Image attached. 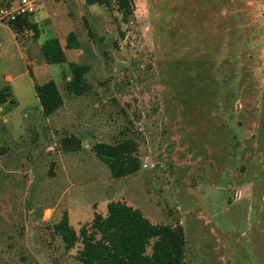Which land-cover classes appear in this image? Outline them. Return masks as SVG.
I'll return each instance as SVG.
<instances>
[{
	"label": "rangeland",
	"instance_id": "1",
	"mask_svg": "<svg viewBox=\"0 0 264 264\" xmlns=\"http://www.w3.org/2000/svg\"><path fill=\"white\" fill-rule=\"evenodd\" d=\"M49 2L42 39L80 42L66 62L0 27V264H84L55 225L74 210L79 230L106 200L179 220L184 264H264V0ZM71 62L89 65L82 94ZM51 78L64 104L45 115L34 84ZM125 138L139 162L114 178L93 146Z\"/></svg>",
	"mask_w": 264,
	"mask_h": 264
},
{
	"label": "trees",
	"instance_id": "2",
	"mask_svg": "<svg viewBox=\"0 0 264 264\" xmlns=\"http://www.w3.org/2000/svg\"><path fill=\"white\" fill-rule=\"evenodd\" d=\"M88 5L115 6L121 12H131V0H85ZM16 33L24 28L39 36L35 22L28 17L19 19L10 25ZM88 27V25H87ZM89 34L91 30L89 29ZM80 42L75 32L71 31L63 46L58 38H51L41 46L45 63H62L68 60L66 48H78ZM73 81L71 89L78 94L88 91L91 86L85 79L89 65L70 63ZM4 90H0V102L6 100ZM36 95L43 113L50 115L64 104L63 96L54 79L44 83H35ZM63 145L68 150H78L82 146L81 139L75 135L65 137ZM93 149L96 155L110 168L112 177L120 178L128 175L131 168L139 162L137 151L139 144L134 138L107 143L97 142ZM67 249H71L80 241L78 259L84 264H184L186 254V234L183 225L176 220L173 223L159 224L152 222L143 211L125 201L111 200L107 205V213H95L93 219L75 229L65 211L55 225Z\"/></svg>",
	"mask_w": 264,
	"mask_h": 264
},
{
	"label": "crops",
	"instance_id": "3",
	"mask_svg": "<svg viewBox=\"0 0 264 264\" xmlns=\"http://www.w3.org/2000/svg\"><path fill=\"white\" fill-rule=\"evenodd\" d=\"M18 0H14V1H11V0H5V2H13V3H16ZM57 5H55V3H51V2H45L43 3L42 5L39 6L37 12L35 13V15H33L32 17V21L35 22L38 26V29H39V36L37 37V40H36V45L37 47L39 48V50L41 51V46L42 44L51 39V38H58L56 36H52L50 38H47L46 40H43L42 39V35H43V25H47L49 26V28L51 27V29L56 26H54V24L52 23L53 19H54V16H56L55 14V11H54V8L56 7ZM2 26H9V25H2ZM53 26V27H52ZM1 27V26H0ZM11 27V26H10ZM59 39V38H58ZM60 40V39H59ZM61 44L64 46V42L62 40H60ZM66 42V41H65ZM27 65V64H26ZM34 87H35V84H34ZM111 200H106V202L104 203V206L103 207H96L95 209H93V217H94V214L97 212V213H101L102 215H105L107 213V205L108 203L110 202ZM135 207V206H134ZM73 213H74V210H68V214H69V219H70V223L71 225L75 228V226L72 224V217H73ZM93 219V218H92ZM155 223V222H154ZM76 229V228H75Z\"/></svg>",
	"mask_w": 264,
	"mask_h": 264
},
{
	"label": "built area",
	"instance_id": "4",
	"mask_svg": "<svg viewBox=\"0 0 264 264\" xmlns=\"http://www.w3.org/2000/svg\"><path fill=\"white\" fill-rule=\"evenodd\" d=\"M54 0H18L16 3L6 2L0 4V26L12 25L19 19L28 17L32 19L40 5ZM24 32L29 33V28H24Z\"/></svg>",
	"mask_w": 264,
	"mask_h": 264
}]
</instances>
